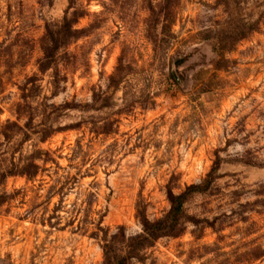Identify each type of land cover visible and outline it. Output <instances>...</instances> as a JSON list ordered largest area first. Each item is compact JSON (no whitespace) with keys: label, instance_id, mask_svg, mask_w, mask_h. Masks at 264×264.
I'll return each mask as SVG.
<instances>
[{"label":"rangeland","instance_id":"rangeland-1","mask_svg":"<svg viewBox=\"0 0 264 264\" xmlns=\"http://www.w3.org/2000/svg\"><path fill=\"white\" fill-rule=\"evenodd\" d=\"M218 165L196 225L131 264H264V0H0V264H102L99 226L140 234Z\"/></svg>","mask_w":264,"mask_h":264},{"label":"trees","instance_id":"trees-1","mask_svg":"<svg viewBox=\"0 0 264 264\" xmlns=\"http://www.w3.org/2000/svg\"><path fill=\"white\" fill-rule=\"evenodd\" d=\"M72 9L73 7L70 5L63 19L54 28H47L45 36L47 44L43 46V57L39 64V71L41 73L52 69L60 52L79 38V31L76 28L79 21L78 10L71 11ZM123 69V64L120 62L116 71L110 77L109 89L113 95L121 89L124 83ZM32 83L33 89H35L34 79ZM109 98H111V95L110 97L105 96L104 100L107 101ZM67 107L68 109H74L69 106ZM50 135L48 132V134H45L44 139ZM38 159L40 157L35 158L30 164L32 171L25 170L28 172L21 171L16 175L34 180L36 177L35 170L39 169V165L36 164ZM219 170V165L214 166L199 184L186 186L179 194H175L172 190H169L168 201L170 210L162 218L151 221L148 219L145 211L139 212L142 227L140 234L128 236L123 227H119L117 232H111L109 228L99 226V237L103 252L102 264H131L135 260L140 261L144 252L154 247L158 240L163 238H178L184 234L187 224L196 225L197 220L190 218L186 206L196 196L206 195L212 190L216 180L219 179ZM211 227L214 228V225ZM256 251L261 250L257 248ZM260 258L257 259L259 260Z\"/></svg>","mask_w":264,"mask_h":264}]
</instances>
